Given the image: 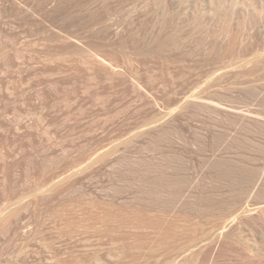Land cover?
Returning a JSON list of instances; mask_svg holds the SVG:
<instances>
[{"label":"rangeland","instance_id":"obj_1","mask_svg":"<svg viewBox=\"0 0 264 264\" xmlns=\"http://www.w3.org/2000/svg\"><path fill=\"white\" fill-rule=\"evenodd\" d=\"M0 264H264V0H0Z\"/></svg>","mask_w":264,"mask_h":264}]
</instances>
